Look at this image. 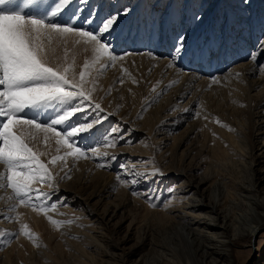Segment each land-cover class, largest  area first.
Wrapping results in <instances>:
<instances>
[{"label":"bare ground","instance_id":"bare-ground-1","mask_svg":"<svg viewBox=\"0 0 264 264\" xmlns=\"http://www.w3.org/2000/svg\"><path fill=\"white\" fill-rule=\"evenodd\" d=\"M75 1L79 2V0ZM211 1L215 4L211 6L210 9L206 10L205 15L203 16L204 19L199 24L190 23L189 18L195 13H201V6H198L195 0L190 2L188 5L189 7L187 13L189 15L187 16V19H184L185 23H182L181 25L188 29L190 42L192 43H195L197 41L203 42V35H217V29H219L217 23L219 21H221L220 24H222L223 21H226L225 24H227V26H230L228 32L233 30V32L231 31V35H233L235 31V27L244 29L246 28V25L244 24L247 20L242 23L243 25H240L237 21V18L235 17L244 15L245 13L247 14V11L242 12V10L240 13L239 11H237L238 15L235 13V15L233 14L234 16L231 15L232 17L229 14L227 15V17L220 18V16H218L219 9L225 8L230 0ZM92 2H95V9L97 11L98 18L103 17L105 14L113 11L115 7L122 4H132L138 10L149 11V8L146 6L144 1L136 2V0H89V3L87 5H83L79 2L83 7V12L81 14L80 22H78L77 24L78 27L86 26L83 21L87 19L90 14L87 6ZM161 4L162 2L156 5L158 6ZM261 4V0H249L248 3V5L252 6L250 9L251 11H249V15L251 16L253 25L255 24L259 28L260 26L264 27V14L261 13V11H258ZM179 5L180 0L173 1L172 5H169V7L167 8L165 15L157 14V9L152 12L155 14L157 22L159 21V18L162 19V22H164L163 27L168 29V31L166 30L165 32L166 35L163 36V43L157 41H155L157 42L155 43L152 41V38H146L142 42L139 40L128 39L126 38L125 33L120 29H118L113 34L111 42L115 44L116 52H124V48L127 49V51L131 52L143 51V55H129L126 56L123 61L117 60L113 62L106 54L100 55L99 53L94 51L90 44L86 45L83 44V42H80L75 50L77 53H87V58L92 59V64L96 66L100 74L103 73L102 71H105L107 68L110 69L107 73L110 74V77H112L113 79L123 77L132 80V73H137L138 71L144 72L146 69H154L156 77L152 80L153 82L150 81V83L152 82L151 86H154V88H156V94L161 95L165 92L170 91L167 97H164L162 105L160 107V111L162 112L161 116L163 115L162 118L167 117V110H170L172 107L176 106L178 99L183 98L184 95L190 93V91L192 90L193 91L192 96L190 97V105L185 109H182L183 106H181L180 110L174 111V113L177 114L176 119H179L180 121H182L183 118H189L191 117V115H193V112L196 110L195 106L197 104V97H204L211 91V93L216 92L217 90H219V87H225L231 90L235 88L236 92L241 83L244 85L246 84V98L243 99L239 97V95H237L235 92H233L230 100L232 102H237L238 104L240 103L244 105L250 112V115L253 116L255 114L253 110L262 108L264 104V63L261 65V68H258V63L261 61V58L264 59V49H261L259 52H257L256 60H248L247 63H239L233 65L236 61H243L247 57V55H249V49L246 45L242 46V49L237 47L239 48L238 51L234 50L232 49L233 43H229L231 41H228V43L231 44L229 52L224 57L219 56V59H214L212 61L214 63L217 62L218 64V61L224 59L220 66H213L212 63V68L207 66L206 68H204V70L201 67L198 68L194 65L201 63L200 61H193L189 58L179 60L176 67L170 68L168 67L170 63L169 59H154L152 55L149 54L151 53V50L154 49V44L157 45L154 51L155 53H153L156 57H160V53L164 54L167 57V53L171 52V39L173 36L174 27L179 28L181 26L178 25L177 22L178 18L181 16V13H179L178 9ZM71 14L72 8L69 7L67 8V10H64L59 16H57L58 19L56 22H64L65 24H68V22L71 21L74 15H76V13L73 16H71ZM184 17H186V15H184ZM67 19H69V21L66 22ZM251 26L249 25V27ZM233 27L234 29H232ZM261 31L262 29L255 32V34L251 37V43L254 44V46L255 39L258 35L261 34ZM58 38L59 36L56 37V35L53 34L51 36L50 42H48L47 45H50L55 39ZM50 56L48 55L46 59L48 60ZM56 58V56L55 58L53 57L52 61H54ZM80 60L83 59L80 58ZM108 64H113L114 66L106 67V65ZM203 64L209 65L207 62L201 63L200 65ZM181 67H183L186 71H180ZM259 69L260 74L258 79L255 81H249L251 76L256 74ZM127 72H129V74ZM210 75L219 76V82L213 83L209 78ZM78 78L79 77L76 73L73 74L72 79L78 81ZM135 79H137V77ZM114 84L115 83H111V87L114 86ZM140 85V83H137L136 86L138 87ZM259 86H262L261 90H263L262 93L255 95V98L250 93L252 90H255ZM85 88L87 89V91L89 90V88ZM112 92L113 91H111V93ZM89 94H91V96L93 97V102H99L101 104V107L104 109V113H97L93 109L92 111L87 113L88 117L91 119L96 115L106 114L107 118L100 125L93 128L91 132L83 135V139L86 140L84 144L90 143L91 139L97 140L98 137L101 138L99 135L103 132L102 130H104L105 127H107L108 124L112 122L113 117H116L117 121L119 119V121H121V124H131V121L132 124H137L138 116L136 109H133L130 112V108L127 109V106L131 102L128 101V103L125 97L121 98L122 95H113V97H111L108 102L107 100H103L102 102L94 92L89 91ZM171 95H173L174 97V102H171L168 99V96ZM123 98L125 99L126 103L124 102ZM156 100L157 97L149 96L147 94V96H145V98L143 99L144 102L142 101L143 103L141 106L151 107L153 104H155ZM111 102L112 105L110 106L109 104H111ZM121 106V110L123 111L119 116L118 110ZM151 108H153V106ZM196 111L198 114L201 113V111L198 109ZM55 115L56 111L54 110V115L52 116V118ZM81 118L82 115L78 114L73 120L81 123ZM163 120L154 121L148 128V131L146 130V132L145 129L140 130L138 127L135 129L134 126H131L128 129L130 131L125 136L119 135L120 132L117 130L119 126H116L115 132H112V134L116 137H120V139L116 141L115 147H102L100 148L99 152L90 153L93 158L88 159H77L76 157L68 156L66 160V162L68 163V169L66 171H75V169H77L78 167L84 172L82 173V178L79 183L71 185L67 184L66 186L62 185L63 182L67 181V172H64L63 170L55 178H52V186L42 185V187H40L37 186L41 185L40 183H37V185L36 181L35 183H32V188L39 189V191L42 193L51 194L50 199L45 201L47 205H49V201L59 200V203L55 204L52 208L47 210L48 212H39L43 219L49 223L52 220L59 222L60 225L64 226H62V231L64 232V234H70L74 237H86L83 238L86 246L88 248L94 249V253L90 254L91 257L89 256L92 261H94V259H98L99 264H177V262L175 261L179 259L180 261L186 260L184 256L189 255L190 252L195 256L199 264H215L217 261H220L223 257H225L227 253H229L228 249L225 248L228 246L227 241L230 242L232 240L230 238L239 239L252 237L253 234H255V231L261 228L262 225L260 224H262L264 216V197H261L257 194L258 192L255 188V184L253 183L248 184L247 187H245V185H239V187L237 188V194L239 195L240 199L249 200L252 203V213L251 209L246 213L244 212L235 214L230 213V211L226 208L223 210L219 208V206L221 205V200L219 198L224 194L225 190H229V185L224 182L223 178L218 177L219 171L216 169V160L221 155L218 149L215 150L217 152L214 155L217 157L212 163L210 162L207 165V169L200 176V181L196 184H192L189 181V177L191 176L192 171L194 170V168H196L194 165H180V161L176 162V160L166 163L168 162L167 157H158L153 154L154 150H156L157 148L158 151H162L163 145V143L158 144L156 142L155 135L160 133L165 125L172 127L173 125H175V123L166 124ZM69 123L70 122H68V125ZM248 126V130H251L253 128L251 122L248 124ZM29 129L31 128L25 126L24 128H19L17 131L18 134L22 135V137L29 139ZM131 129L135 130L133 133V138L128 137L129 133L132 131ZM198 129L199 127L197 126V124L191 125L190 131L193 133L196 132L195 137L200 134L198 133ZM37 131L39 133L36 132L37 136H35V138L36 140L41 139V143L39 142L37 146L41 148L42 156H44V154L47 153V151H49L50 149H52L54 152L60 151L62 156L65 154L67 149L57 144L56 137H54L51 133H44L39 130ZM239 134L241 137L238 138L231 135L229 136L231 145L229 146L230 151L228 152V154L233 153L235 156H246L248 151L245 150L248 149L245 148V145L242 146L244 142L242 140V137H244V135L241 133ZM111 135L109 134V136ZM45 136H47V140H45ZM233 137H235V140L238 139V142L234 141ZM139 138H142L143 141L147 143L151 142L150 145L146 146V150L142 153H130L129 151H131L135 147H133L132 144ZM245 140H247V137ZM126 141H128V143H126ZM236 142L241 143V146H239L238 149L235 148ZM121 143L125 146L118 147V145ZM190 152L191 150L188 149L186 151H183L181 155L187 158ZM113 157H115L114 160L112 159ZM160 158L162 160L161 162L163 164L165 163L163 165L164 171L160 170L161 162H159V164L155 162ZM225 158L222 157L218 164H221L222 160H225ZM100 163L105 164V167H99L98 164ZM167 164L169 165L165 167ZM198 168H200V166H198ZM157 169H159L163 174L151 176L150 179H144L145 176L155 172ZM169 171L175 172L177 175V183H175V189L177 191L174 194L175 196L173 198H170L165 206L161 209L153 208L152 206L150 207V203L147 204V206L144 207L141 212L137 211V209H141L142 207L137 201L141 200H137V196L133 195V192L138 193L139 196H146L147 194H149V191L144 190L150 189L148 187L153 185V181L155 180V178L158 177L157 184L158 182L164 183L165 179H167L164 177V174ZM6 173V167L3 164H0V247L6 245L11 239L15 237V235L18 233L20 224L22 223V221H24H21V213L18 210V206L22 204L20 202H15V199L17 198L16 194L12 191L11 188L7 186L6 179H3V177L6 176ZM106 174H108L109 176ZM100 177H103V181H98V178ZM84 178H86L87 181L93 178L97 179L98 181L96 188L88 198L84 197L85 192L81 187H79ZM133 179L135 180V182L129 183V181H132ZM209 181L211 182L209 184V201L204 202V196L202 195V192L200 190L201 187L207 184ZM154 188H156V186H154ZM186 188L191 189L187 190ZM192 190L193 192H191ZM153 192H156V190H154ZM61 193L63 194V196L61 195V198L58 199L57 197ZM70 195L73 196L71 200L68 199V196ZM94 196L98 197V202L100 204L104 201L106 202L107 199L112 200L107 201L106 203L104 202L105 205L101 210H99V205H97L98 207H92L89 203V199ZM36 203H39V201L37 200ZM159 203V199L154 201L155 206H157ZM25 205H27V207H25V211H30L31 215H33L34 209L30 205V203ZM131 205H133V207L135 208L136 214L128 224L126 233L123 235V237H120L122 233V221H124V218L121 217V223H117L113 225V227L109 226L108 221L113 220L114 216L119 212H121L122 215L125 210L128 209ZM246 216L251 219L248 223L244 222ZM208 221H213L214 224H211L210 222L208 223ZM68 222H73V226H77V229H75L76 227L74 229L68 228L66 226ZM129 242H133V244L130 245V248H125L124 245ZM68 244L70 245V247L73 246V242L71 241H69ZM188 247H190L189 250L187 249ZM223 251H226V253L221 258V253ZM138 255L140 257L138 258V260L133 258ZM182 264L188 263L184 262Z\"/></svg>","mask_w":264,"mask_h":264},{"label":"rangeland","instance_id":"rangeland-1","mask_svg":"<svg viewBox=\"0 0 264 264\" xmlns=\"http://www.w3.org/2000/svg\"><path fill=\"white\" fill-rule=\"evenodd\" d=\"M138 1H144L146 6L149 8V12H153L157 9L156 11L157 14L165 15L167 8L169 7V5H172V2L175 0H136V2ZM192 1L193 0H180V5L178 6V9H179V13H181V16L177 20L178 25L185 23L184 19H187V16L189 15L187 13L189 7L188 5ZM160 2H162V4L157 6L156 4ZM195 2H197L198 6L199 5L201 6L202 11L200 12L203 16L205 15L206 10L210 9L211 6L215 4L211 0H195ZM261 2L262 4L259 7L258 11L259 12L261 11V13L264 14V0H261ZM92 4L95 6V2H92L88 5L89 8ZM88 6L87 9L89 11ZM251 7L252 6L250 5H243L241 3V0L240 1L230 0L228 5L225 6V8L219 9L218 16H220V18L227 17V15L229 14L230 16L231 15L234 16L235 13L237 14V11H239V13L242 10H243L242 12L247 11V14L245 13L244 15L235 17L237 18V21L239 22L240 25H243L242 23L245 20H247L244 24L246 25L245 26L246 28L244 29V28L235 27V31L233 35H231V31L233 32V30L228 32L230 26H227V24H225L226 21H223L222 24H220L221 21L217 23L218 24L217 26L219 28L217 29V35H220L221 33H223L225 36L227 35L232 37L237 35H242L244 39H240L238 42H233L232 40H229L231 41L229 43H233L232 49L237 51L239 50V48L242 49L243 48L242 46L247 45L249 49L248 54L250 53V50L254 49V44L251 43L252 35H254L255 32L259 31L260 29L264 30L263 26H260L259 28L257 25L255 24L253 25V21L251 19V16L249 15V11H251L250 10ZM53 10L54 9H51L49 11L48 16ZM41 14L44 15V12H42ZM184 15H186V17H184ZM57 19L58 18L56 17L55 22L57 21ZM71 21L68 23H71ZM162 21L163 20L159 18V21L157 22V26L159 30L161 29L159 31L160 35H158L157 38V31H158L157 28L156 35L154 38H152L153 42L157 41V39H159L160 36L161 38L157 42L163 43L164 41V37L162 35L164 29L163 28L164 22ZM56 23L61 24L64 22H56ZM249 25L252 26L249 27ZM232 29H234V27ZM166 30L168 31V29L166 28L164 29V36L166 35L165 34ZM206 36L207 35H203L202 40ZM56 37H58V35H56ZM79 43L80 42H78L75 37L64 38L59 36V38L55 39L53 43L47 45L49 56L51 55L50 58L48 59L49 65L54 66L61 70H65L66 74L70 79H72L73 74L76 73L79 77L77 82L80 81V76L82 73H84L85 74L84 87L89 88L88 93L89 91L94 92L95 95L98 96L102 102L103 100H107L108 102L109 99L113 97V95L114 96L122 95L121 98L125 97L127 99L126 100L127 102L128 101L131 102V103L128 102L129 104L127 106V109L130 108V112L133 109H136L137 111V116H138L137 124L134 123L132 124V121L130 122L132 125L121 124V121H119V119L117 121V118L113 117L112 122L109 123L104 130H102L103 132L99 135L100 137H102L106 132H108V134L111 135L112 132H109L108 130L115 129L116 126H119L117 128V130L120 132L119 135L125 136L130 131L128 129L131 126L132 127L134 126L135 129L137 127L140 130L145 129L146 132V130L148 131V128L154 121H162L164 119L163 121L166 124L175 123L173 127L165 125L163 130L155 135L156 142L158 144L163 143V145H162V151H158L157 148L156 150H154L153 154L158 157H164V156L167 157L168 162L166 163L176 160V162L180 161L179 163L180 165L181 164L184 166H189L191 164L192 166L194 165L196 168H194V170L192 171L191 176L189 177V181L192 184H196L200 181V176L207 169V165L210 162L212 163L217 157L214 155L217 152L215 150L218 149L219 152L221 153L220 157L216 160L217 161L216 169L219 171L218 177L223 178L224 182L229 185V190L227 191L225 190L224 194L219 198L221 200V205L219 206V208L222 210L226 208L230 211V213H235V214L238 213L240 214L244 212L246 213L251 209V213H252L253 211L252 203L249 200L240 199L239 195L237 194L238 193L237 188L239 187V185H245V187H247L248 184L253 183L255 184V188L258 192L257 194L261 197H264V104L262 108L253 110L255 114L251 116L250 112L246 109L244 105L240 103L238 104L237 102H232L230 100L231 99L230 97H232L233 95L232 93L235 92L236 90L235 88L231 90L225 87H219V90L216 91L217 93L216 92L211 93L212 92L211 91L208 94H206L204 97L199 96L196 98L197 104L195 108L196 110L198 109L201 111V113L199 114L197 113L196 110L193 112V115L194 113L197 114L196 118H193V115H191V117L183 118V120L180 121L179 119H176L177 114L174 113V111L180 110L181 106H183L182 109L183 108L185 109L190 105L191 103L190 97L192 96V91H193L192 90L190 91V93L184 95L183 98L178 99L176 106L172 107L170 110H167L166 112L167 117L162 118L163 115L161 116L162 112L160 111L161 110L160 107L162 105V101L164 97H167L170 91L165 92L164 94L161 95L156 94V88H154V86H151L153 82L152 80L156 77L154 69H146L144 71L145 73L139 71L137 73H132L131 74L132 80L123 77L113 79L112 77H110L111 75L107 73L110 69L107 68L105 71H102L103 73L100 74L96 66L92 64V59L87 58V53L76 52L75 49L77 48ZM230 45L231 44H229L227 49H225V53L229 51ZM156 47L157 45L154 44V49L151 50V53H155L154 51ZM123 50L124 52L127 51V49L124 48ZM167 54H168L167 56H169L170 52H168ZM163 55L164 54L160 53V57H166L165 55L164 56ZM223 55L225 56L226 54ZM223 55L221 54L220 56ZM55 56L57 58L54 61H52L53 57L55 58ZM80 58H82L83 60H80ZM223 60L224 59H221L220 60L221 62L218 61V64L217 62H215L216 64L212 62L213 66L214 65L220 66ZM248 60H251L249 58V55H247V57L243 61L241 60L236 61L233 65L239 63L240 64L247 63ZM263 63H264V59L261 58V61L258 63V68H261V65ZM198 64H194L195 67L198 68L201 67L203 70L207 66L212 68V65L211 66L206 64L200 65L201 63ZM85 65H87V68L85 67ZM259 72L260 69L259 71L256 72V74L251 76L249 81L257 80L260 74ZM127 73L129 74V72ZM136 77L137 79H135ZM121 79L123 80L122 84L118 82ZM150 81L152 82L150 83ZM111 83H115L114 86L111 87L110 85ZM137 83H140L141 85L137 87L136 86ZM245 85L241 83V85H239L238 87V90L235 92L237 95H239V97L243 99L246 98V94H247V89ZM261 88L262 86H259L255 90H252L250 94L256 98L255 95L262 93L263 89L261 90ZM111 91H113L114 94L113 92L111 93ZM147 94L149 96L157 97L155 104L152 105L153 108H151L152 106L151 107L141 106L142 103L144 102L143 99L145 98V96H147ZM168 97H169L168 99L171 102H174L173 95ZM123 100L125 102L124 98ZM109 105L111 106L112 102ZM119 108L120 109L118 110V114L120 116L123 110H121L122 106ZM25 111L27 112V115L29 117L35 115L31 110L26 109ZM53 115H54V109L49 110L42 117V119H44L45 122H47V120L51 119ZM217 121H219V123H217ZM250 122L251 125H253V128L251 130L249 129L250 130L249 131L248 124ZM75 124H79V122L78 121L76 122V120L75 121L72 120L70 121L68 127H72ZM194 124H197V126L199 127L198 133L200 134H198L197 137H195L196 132L193 133L190 131L191 125ZM131 130L132 131L129 133L128 137L133 138L134 137L133 133L135 130L134 129ZM36 132H38L36 129H29L28 136L30 138L29 139H26L25 137L23 138L26 140L29 146L32 147L34 151L37 152V154L40 156L41 162L48 166L49 171L51 173V177L55 178L62 170L65 172L68 169L67 167L68 163L67 162L65 163V161L62 160L61 161L58 160L55 164L51 163L54 157L62 156L60 151L54 152L52 149H50L49 151H47V153L44 154V156H42L41 148L37 146L39 142L41 143V139L36 140L35 138L32 140V136H37ZM239 133L244 135V137H242V140L244 141L242 146L245 145V148L248 149L245 150L248 151L246 156L245 155L235 156L233 153H230L232 155L228 154V152L230 151L229 146L231 145L229 136L231 135L238 138L241 137ZM111 136H115V135L112 134ZM235 137H233V139L234 141H237L238 139L235 140ZM246 137L247 140H245ZM95 141L96 140L94 139L90 140V142H95ZM81 142L85 143L86 140L82 138ZM237 142L235 147L236 149H238V147L241 146V143H237ZM150 143L151 142L147 143L143 141L142 138H139L138 140L134 141L132 145L133 147L134 146L135 147L129 152L142 153L146 150V146L150 145ZM120 146H125V145L121 143L118 145V147ZM188 149H190L191 152L189 153L188 157L185 158L181 154L183 153V151H186ZM222 157L224 158L226 157V158L225 160H222L221 164H218ZM161 161L162 160L160 158L155 162L159 164V162ZM164 164L161 162L160 170L162 171H164V167H163ZM168 165L169 164H167L165 167H167ZM198 166H200V168H198ZM66 172L67 175L70 173L72 177L71 179H67V181L63 182L62 185L64 186H66L67 184L71 185V184L79 183L82 178V173H84L78 167L77 169H75V171L68 170ZM164 177L167 178L165 179L164 183L158 182V184H157L158 177L155 178V180L153 181V185L148 187L150 189L144 190V191H149V194H147L146 196L136 195L137 196L136 199L141 200L137 202L142 206L141 209H137V211L141 212L144 209V207L147 206V204L150 203L154 204V201L157 199H159L160 203L157 206L155 207L152 206V207L161 209L165 206V204L170 198H173L175 196L174 194L177 191L175 189L176 188L175 183H177L176 173L169 171L166 174H164ZM98 179H99L98 181H103V177H100ZM85 180L86 178H84V180L81 182L79 187H81L84 190L85 192L84 197L88 198L96 188L98 181L97 179L94 178L89 181L87 180L85 181ZM33 182L35 183V181ZM37 183L39 184L40 182L36 181V185ZM210 183L211 182L209 181L207 184L203 185L200 190L202 192V195L204 196L203 198L204 202L209 201L208 195L210 191V186H209ZM40 184L41 185H37V186L42 187V185L43 186L48 185L42 183ZM154 186H156V188H154ZM186 189L190 190L191 188H186ZM154 190H156V192H153ZM193 190L191 192H193ZM61 195L63 196V194L61 193L58 195L57 198L58 199L61 198ZM72 197L73 196L70 195L68 196V199L71 200ZM19 200L20 198L17 197L15 199V202H20ZM111 200L112 199H107L106 202ZM53 202L54 200L49 201V205L53 204ZM104 202H102L103 204L102 203L100 204L98 202L97 196H94L89 199V203L91 204L92 207H98L97 205L100 206L98 207L99 210H101L102 207L105 205ZM18 207H19L18 210L21 213V221L22 220L24 221H22V223L20 224L18 233L15 235V237L11 239L6 245L0 247V264H99L98 259H96L97 261L95 259L94 261L90 259L91 257L90 254L94 253V249L88 248L86 246L85 242L83 241V238L86 237L83 236L74 237L70 234H64V232L62 231L63 225H60V223L58 224H53L52 222L49 223L43 219V217L40 214L42 213L43 210H33V215H31L30 211L29 212L25 211V207H27V205L22 204ZM135 212H136L135 208L133 207V205H131L128 209L125 210V212L122 215L121 212H119L114 216L113 220L108 221L109 220L108 218L107 220L108 224L110 227H113V225L117 223H121L120 221L121 217L124 218V221H122L123 222L122 230H121L122 233L120 235V237H123V235L126 233L128 224L136 214ZM40 217L42 218V220ZM249 220L251 219L246 216L244 222L248 223ZM209 222L211 224H214L213 221H208V223ZM25 225H27V229H25L24 227ZM73 225H74L73 222H68L66 224V226L70 229H74L75 227H76L75 229H77V226L74 227ZM260 225H262L261 228L255 231V235L253 234L252 237H245L239 239L230 238L232 240L230 242L227 241L228 246L225 248L228 249L229 253L225 255L226 251H223L221 253V258L224 255L225 257H223L220 261H217L215 264H255V263L264 264V216H263V222ZM24 231H29L31 233L32 238L29 239L27 236H25L23 234ZM69 241L73 242L72 247H70V245L68 244ZM132 244L133 242H129L126 245H124V247L130 248L131 247L130 245ZM187 249L189 250L190 247H188ZM83 251L86 253H84ZM133 258L138 260V258L140 257L138 255ZM184 258L186 260L180 261L179 259L175 262H177V264H182L184 262H187L188 264H199L198 260L190 252L189 255L184 256Z\"/></svg>","mask_w":264,"mask_h":264},{"label":"snow or ice","instance_id":"snow-or-ice-1","mask_svg":"<svg viewBox=\"0 0 264 264\" xmlns=\"http://www.w3.org/2000/svg\"><path fill=\"white\" fill-rule=\"evenodd\" d=\"M11 0H0V8ZM35 0H29V4ZM73 0H57L54 10L46 18L28 16L24 11L7 12L0 11V164H3L7 173V186L12 189L21 204L31 203L34 210L47 211L59 201L47 205L45 201L50 199V193H42L39 189L32 188L33 181L52 186V177L49 168L42 163L40 156L18 134L19 128L27 126L44 133H51L56 137V142L67 149L63 156L54 157L51 163L58 160L65 161L68 156L79 158H93L90 153L99 152L102 147H115L120 137L109 136L106 132L95 142L82 143L83 135L100 125L107 115H96L89 118L87 113L93 109L97 113H104L99 102H93V97L84 87L85 74L82 73L80 81L70 79L65 70L49 65L46 57L49 55L47 43L53 34L67 38L75 37L78 42L91 45L93 50L100 55H107L113 62L123 61L129 55H143V51H115L112 36L118 30H122L126 38L143 41L146 38H154L157 30L155 14L147 10H138L132 4H122L113 11L98 18L96 9H93L87 19L83 21L85 27H78L83 9L79 8L71 23L59 24L55 18L72 5ZM87 5L89 0H80ZM243 5H248L249 0H241ZM28 7V5H25ZM204 19L201 13H195L190 18V23L199 24ZM123 25V28H122ZM244 39L242 35L235 37L220 35L206 36L203 42H190L188 29L181 25L174 27L171 39V52L167 57L154 59H169L168 67H176L178 61L189 58L193 61L207 62L211 65L214 59H219L221 54H226L228 41L238 42ZM264 49V30L255 39L254 49L250 50L249 58L257 59V52ZM108 64L106 67H112ZM87 68V65H85ZM180 71H186L183 67ZM213 83L220 80L219 76L210 75ZM123 83V80H119ZM26 109L35 115L29 117ZM55 110L56 115L45 122L42 117L49 111ZM82 115V121L72 127L68 122L77 115ZM194 113L193 118H196ZM219 123V121H217ZM60 126V127H58ZM231 130V129H229ZM115 132V129L108 130ZM35 139V136H33ZM47 140V136H45ZM128 143V141H126ZM113 160L115 157L112 158ZM105 167V164H98ZM157 169L145 176L162 175ZM119 175V174H118ZM71 179L70 173L66 176ZM135 180L129 181L134 183ZM58 190V186H57ZM133 195L138 193L133 192ZM39 203H36V201ZM150 206L155 207L154 204ZM53 224L59 222L52 220ZM27 229V225L24 226ZM23 234L32 238L29 231Z\"/></svg>","mask_w":264,"mask_h":264},{"label":"water","instance_id":"water-1","mask_svg":"<svg viewBox=\"0 0 264 264\" xmlns=\"http://www.w3.org/2000/svg\"><path fill=\"white\" fill-rule=\"evenodd\" d=\"M255 235V234H254Z\"/></svg>","mask_w":264,"mask_h":264}]
</instances>
